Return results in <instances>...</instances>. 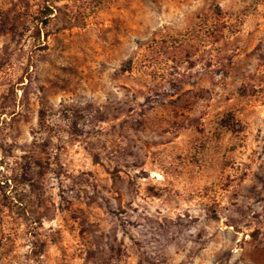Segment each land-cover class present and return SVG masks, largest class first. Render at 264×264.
<instances>
[{"label":"rangeland","instance_id":"rangeland-1","mask_svg":"<svg viewBox=\"0 0 264 264\" xmlns=\"http://www.w3.org/2000/svg\"><path fill=\"white\" fill-rule=\"evenodd\" d=\"M0 264H264V0H0Z\"/></svg>","mask_w":264,"mask_h":264},{"label":"trees","instance_id":"trees-1","mask_svg":"<svg viewBox=\"0 0 264 264\" xmlns=\"http://www.w3.org/2000/svg\"><path fill=\"white\" fill-rule=\"evenodd\" d=\"M47 22L45 20L41 21V26L46 27ZM41 36V28H37V37Z\"/></svg>","mask_w":264,"mask_h":264}]
</instances>
